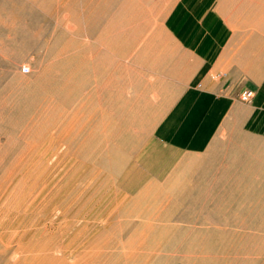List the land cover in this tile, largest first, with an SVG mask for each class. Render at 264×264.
Segmentation results:
<instances>
[{
    "label": "rangeland",
    "instance_id": "rangeland-1",
    "mask_svg": "<svg viewBox=\"0 0 264 264\" xmlns=\"http://www.w3.org/2000/svg\"><path fill=\"white\" fill-rule=\"evenodd\" d=\"M176 1L0 0V264H264V0L189 3L258 90L199 152L173 138L227 71L166 80Z\"/></svg>",
    "mask_w": 264,
    "mask_h": 264
},
{
    "label": "crops",
    "instance_id": "crops-1",
    "mask_svg": "<svg viewBox=\"0 0 264 264\" xmlns=\"http://www.w3.org/2000/svg\"><path fill=\"white\" fill-rule=\"evenodd\" d=\"M190 1L177 0L174 3L164 18L169 31V36L165 39L170 41H157L156 44L162 45L165 50L168 49L167 56L164 57L167 63L173 62L179 66V70L164 73L166 80L171 82L182 84L198 81L199 77L195 78L196 73L194 75L193 73L201 68L203 71L198 72L199 74L208 73L212 68H226L227 77L219 85L203 87L198 93L195 103L187 111L173 138V143L178 148L199 152L211 139L222 117L233 113L238 107L235 102L233 103V97L239 96L245 90L253 91L247 88L258 90L257 85L250 87L239 82L244 70L239 68L237 63H226L224 66L217 63L220 61L219 58L224 56L222 48L226 47L229 38L226 36L219 38L217 26L197 22L198 17L194 9L189 7ZM263 87H260L261 93L258 92L259 99L264 98ZM219 90H222L223 94L219 93Z\"/></svg>",
    "mask_w": 264,
    "mask_h": 264
},
{
    "label": "bare ground",
    "instance_id": "bare-ground-1",
    "mask_svg": "<svg viewBox=\"0 0 264 264\" xmlns=\"http://www.w3.org/2000/svg\"><path fill=\"white\" fill-rule=\"evenodd\" d=\"M184 7V6H183ZM49 15V14H48ZM47 15V16H48ZM39 31H41V30H39ZM44 32V31H43ZM38 34H39V32H38ZM50 36H51V33L49 34ZM39 36V35H38ZM41 36H44V35H42V33H41ZM37 37V36H36ZM39 38V37H38ZM37 38V39H38ZM60 47H61V40L59 39V40H55L53 43H51L50 45H49V47L47 48V50H46V53L47 54H50V53H53V51H56V50H60ZM69 49H70V47H69V43H67L66 44V47H65V49H63V51H62V55H63V58H64V56L66 55V54H68L69 52ZM83 57H84V55H83ZM65 59V63H63V65L64 66H68V65H72V62H71V57H66V58H64ZM61 64L59 63V64H57L55 67H53V69H58L59 70V67H64V66H60ZM80 65H79V63L78 64H76L74 67L75 68H73L72 67V70H70V74L71 75H74V74H76V73H78L79 72V67ZM53 69H51L50 71H49V76H51V74H54V70ZM67 74H69V72L67 73ZM66 74V75H67ZM52 77V79H51V81L52 82H56L58 79L57 78H54V75L53 76H51ZM55 79V80H54ZM39 87H41V85H38V87H37V85H35L33 88H30V90H33V91H31L30 93H28V95L27 96H25L24 97V100L25 101H27L28 103H32V102H34V101H38V97H39V95H40V93L42 94V87L41 88H39ZM37 88V95H36V97L33 95L34 94V89H36ZM29 90V91H30ZM35 103V102H34ZM40 131H42V129L40 130ZM148 205V204H147ZM146 205V206H147ZM39 264H48V263H44V262H42V263H39Z\"/></svg>",
    "mask_w": 264,
    "mask_h": 264
},
{
    "label": "built area",
    "instance_id": "built-area-1",
    "mask_svg": "<svg viewBox=\"0 0 264 264\" xmlns=\"http://www.w3.org/2000/svg\"><path fill=\"white\" fill-rule=\"evenodd\" d=\"M25 71H28L27 68L24 69ZM253 97V92L249 90H245L240 94V101L242 102H249L250 99Z\"/></svg>",
    "mask_w": 264,
    "mask_h": 264
}]
</instances>
